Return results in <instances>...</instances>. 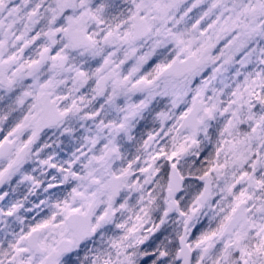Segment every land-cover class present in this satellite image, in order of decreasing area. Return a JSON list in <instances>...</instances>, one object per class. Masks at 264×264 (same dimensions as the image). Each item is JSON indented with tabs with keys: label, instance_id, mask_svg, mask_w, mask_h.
Masks as SVG:
<instances>
[{
	"label": "snow or ice",
	"instance_id": "1",
	"mask_svg": "<svg viewBox=\"0 0 264 264\" xmlns=\"http://www.w3.org/2000/svg\"><path fill=\"white\" fill-rule=\"evenodd\" d=\"M0 264H264V0H0Z\"/></svg>",
	"mask_w": 264,
	"mask_h": 264
}]
</instances>
